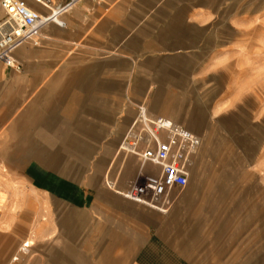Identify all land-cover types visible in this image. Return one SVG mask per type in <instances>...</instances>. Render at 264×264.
Listing matches in <instances>:
<instances>
[{
    "label": "crops",
    "instance_id": "0c3cea01",
    "mask_svg": "<svg viewBox=\"0 0 264 264\" xmlns=\"http://www.w3.org/2000/svg\"><path fill=\"white\" fill-rule=\"evenodd\" d=\"M65 2L34 8L45 16ZM261 18L264 0H83L40 29L38 46L16 49L19 71L0 64V170L6 172L0 182V264L28 263L27 248L34 245L28 228L45 201L52 216L61 209L67 240L61 252L51 250L46 264H91L70 244L76 208L96 206L113 220L116 236L108 248L122 247L129 256L146 247L155 221L149 207L103 184L107 179L125 189L138 174L140 164L119 156L123 140L133 132L139 109L150 120L168 119L199 137L208 119L190 108L187 80L179 73L198 56L209 58L207 67L214 64L218 48L208 42L223 39L216 26L245 27ZM238 34L236 40L251 35ZM203 163L200 179L209 169ZM76 169L87 170L82 182ZM22 185L30 193L17 194ZM14 201L22 202L17 214H11ZM124 224L125 238L119 236ZM107 259L98 264L121 263Z\"/></svg>",
    "mask_w": 264,
    "mask_h": 264
},
{
    "label": "rangeland",
    "instance_id": "374dc122",
    "mask_svg": "<svg viewBox=\"0 0 264 264\" xmlns=\"http://www.w3.org/2000/svg\"><path fill=\"white\" fill-rule=\"evenodd\" d=\"M260 21L245 27L216 26L223 39L208 42L213 50L218 48L214 64L207 67L209 58L198 56L185 73H179L187 80L190 108L208 120L196 137L186 187L171 192L163 212L146 208L155 217L146 232V247L134 248L129 256L122 255V247L108 248L112 242L108 239L116 236L113 220L108 222L96 206L76 208L77 233L70 244L80 258L91 264H98L102 256L120 260L118 264H264V18ZM239 32L251 35L236 40ZM141 127L136 122L132 131ZM120 151L128 164H139L133 154ZM202 163L209 169L200 179ZM86 171L75 170L81 182ZM2 174L6 172L0 170V182ZM103 184L120 196L126 189L114 188L107 179ZM14 190L30 193L24 185ZM43 203L31 222L38 228H28L34 245L27 248V264L34 259L46 264L51 250L61 252L67 243L61 209L52 216L51 202ZM21 204L14 201L11 214H17ZM169 220L170 228H164ZM120 234L129 236L126 224Z\"/></svg>",
    "mask_w": 264,
    "mask_h": 264
},
{
    "label": "built area",
    "instance_id": "2783aa9c",
    "mask_svg": "<svg viewBox=\"0 0 264 264\" xmlns=\"http://www.w3.org/2000/svg\"><path fill=\"white\" fill-rule=\"evenodd\" d=\"M81 1L66 0L59 10L43 16L34 6L50 9L51 0H0V64L19 71L14 58L16 49L24 44L38 46L40 29L54 21L59 12ZM139 110L136 122L142 127L128 134L120 148L137 158L140 169L121 195L131 202L163 211L170 204L171 192L188 183L189 159L196 152L198 140L187 129L162 118L150 120ZM145 166H150V170L144 171Z\"/></svg>",
    "mask_w": 264,
    "mask_h": 264
},
{
    "label": "bare ground",
    "instance_id": "6f19581e",
    "mask_svg": "<svg viewBox=\"0 0 264 264\" xmlns=\"http://www.w3.org/2000/svg\"><path fill=\"white\" fill-rule=\"evenodd\" d=\"M20 251H21L22 253H24V252H25V247L21 248Z\"/></svg>",
    "mask_w": 264,
    "mask_h": 264
}]
</instances>
